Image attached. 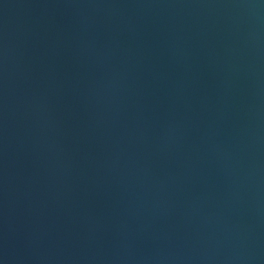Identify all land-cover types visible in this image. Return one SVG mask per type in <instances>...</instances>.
<instances>
[{
    "label": "water",
    "instance_id": "1",
    "mask_svg": "<svg viewBox=\"0 0 264 264\" xmlns=\"http://www.w3.org/2000/svg\"><path fill=\"white\" fill-rule=\"evenodd\" d=\"M0 264H264V0H0Z\"/></svg>",
    "mask_w": 264,
    "mask_h": 264
}]
</instances>
